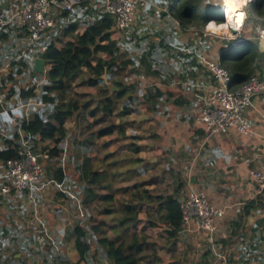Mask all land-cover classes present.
Returning a JSON list of instances; mask_svg holds the SVG:
<instances>
[{"label":"crops","instance_id":"1","mask_svg":"<svg viewBox=\"0 0 264 264\" xmlns=\"http://www.w3.org/2000/svg\"><path fill=\"white\" fill-rule=\"evenodd\" d=\"M71 1L77 2L73 10L67 12L64 17L63 13L56 14V27L43 33L31 46L27 44L25 28L17 20L0 31V46H2L0 86L8 66H24L23 70H28L29 74L23 80L21 74H18L14 78L15 82L8 81V78V82L4 81L5 89L14 88L9 96L5 90L7 96L5 109L10 120L14 122L21 116L31 119L35 113L48 116L54 108L71 112V116L63 124L66 136L56 145L60 154L58 157L47 159L55 161L57 169L63 170V190H59L55 196L58 199L56 211L40 208L41 212L38 213L39 218H37L40 224L35 226L34 232L37 233L39 228L43 229H41L42 234L36 238L39 240L43 237L48 238L49 235L43 230L49 229L54 232L56 245L61 248H72V256L68 257L73 264H111L99 242L108 239L115 243L104 233L111 230L114 238H117L123 229L114 227L103 213L105 205L102 198L108 192L101 186V182L96 184L95 176L101 175L104 168L111 170L112 159L128 155L130 144H136L142 147L140 152L133 154L134 159L141 160L136 167H133L137 174L128 179L125 173L121 172L124 176H120L115 181H134L133 186L151 181L145 186L150 192V200L135 201L133 204L136 220L127 233L130 237L127 246L135 235H145L147 240L138 246V255L128 256L133 257L137 264H264V192L258 194L250 178L251 170L264 165V94L255 97L245 111L252 131L251 136L239 135L231 129L225 135L206 138L202 127L196 124L195 119L203 107L204 98L214 87V80L207 73L206 64L212 60H219L220 55L225 52L224 45L217 41H212L210 44L208 40L212 39L205 35V30L179 26L174 18L173 22L165 19L171 23L168 24L163 14L166 6L160 0H151L156 5L154 9L150 1L144 9L137 12L122 38L118 35H113L111 38L117 47L115 53L117 61L114 66L121 63L126 65L116 68L110 80L106 77L109 85H112V81L118 80L124 86V91L126 88H131L129 94L125 91L126 95L117 101V105H120L122 100H126L128 95L136 97V100L144 97L148 99L146 97L151 92L152 97L147 103L148 114H144L142 110L141 112L139 110L141 105L137 103L133 112L123 116L124 118L121 116V120L113 121L112 119H116L113 116L102 115L97 111L103 101L102 98H98L100 89L98 86L87 84L89 75L85 68L71 81L64 97L51 105L49 110L47 105H41L33 98L24 103L16 92L17 88L19 90L26 88V91L33 89V94L37 95L41 85H48L45 76L51 65L42 58L47 44L54 41L55 47L60 50L73 41L72 35L62 34V28L75 25L74 34L81 35L87 24L96 22L98 15L104 10V8L94 10L93 2L96 0ZM2 2V9L7 14H13L27 0ZM102 2L105 6L106 0ZM260 30L246 25L244 35L256 37ZM252 42L264 48V42ZM37 58L44 60L41 80L35 78L38 73L33 72ZM99 58L109 59L104 54L99 55ZM255 77L264 79V64L262 72H257ZM84 105H86L85 110L82 108ZM123 105L119 107L120 112L123 110ZM92 111H94L93 115L89 113ZM137 111L138 116L135 115ZM142 113L146 116L143 120V124L147 127L145 132H141V123L137 122ZM128 123L134 125L132 134H129ZM112 124L119 126L124 136L118 135L117 132L102 137L96 136L99 130ZM7 125L6 121H0V130H4ZM133 137L138 139L134 140ZM142 137L146 142L141 141ZM40 146L48 151L54 147V144L50 140H45ZM115 182L110 191L114 200L116 199ZM118 188L122 189V187ZM67 191H70L78 202L70 199ZM129 192L130 190L126 194L127 197L119 195L118 200H128ZM192 192H203L211 205L224 211L223 217L216 222L217 232L213 243L208 240L206 234L194 228L181 229L172 240L169 237V225L162 222L161 215L165 208L160 207L163 205L160 203L163 200L161 195L165 199L173 198L183 205ZM35 194L38 201L49 199L48 194L42 191ZM14 196L17 200L22 199L23 202L31 197L26 192H16L15 195L9 193L0 197L5 203L11 200L10 206H15L16 211L20 209L16 217L20 220L30 212L26 210L27 207L23 209L25 204L15 202ZM98 202L101 203V210L98 213L102 214L103 235L97 233L88 237L87 245L90 249L85 261H82L75 249L73 231L77 225L87 231L96 227L90 228L87 224ZM77 203L82 207L79 211H76ZM114 207L117 208V204ZM82 216L86 219H82ZM19 223L20 227L13 228L10 227L11 223H6L0 217V264L9 261L8 251L16 247L17 250L11 253L9 264H25L28 260L30 244L36 238L27 231L31 228ZM109 223L111 227L108 226ZM19 230L21 233H18ZM150 233L158 236L151 239ZM148 240L153 242L156 250L151 256L144 257L143 246ZM180 251H184L183 254L179 253Z\"/></svg>","mask_w":264,"mask_h":264},{"label":"trees","instance_id":"2","mask_svg":"<svg viewBox=\"0 0 264 264\" xmlns=\"http://www.w3.org/2000/svg\"><path fill=\"white\" fill-rule=\"evenodd\" d=\"M62 1V0H58ZM71 1V0H70ZM168 9L167 12L172 13L173 18L178 22L179 26L189 27L190 24H196L199 29L205 27L206 22L210 20H217L213 12L206 8L205 5L208 0H160ZM64 15L66 11L61 12ZM59 14V13H56ZM211 17V18H209ZM247 22L246 25L253 29L260 28L264 30V0H254L247 5ZM114 20L111 16L101 12L98 15L96 22L87 24L83 34H74L76 26H69L65 29L62 28L63 35H72L73 41L67 43L63 48L58 50L55 47L54 41H51L45 47L42 58L50 64V69L47 72L45 78L48 81V85H41L39 93L33 94V89L26 91L25 89L19 90V97L22 102H26L33 98L37 103L41 105H47V109L53 105L56 101L64 97L65 93L70 88L71 81L77 77L82 69H86L89 75L87 84L89 86H100L98 98H102V103L99 104L97 111L102 115L113 116L116 109L117 101L121 100L126 92L123 90L124 86L118 81H112V85L120 92L109 91L107 85H105L102 75L106 72V77L110 80L111 75L116 68L125 66L126 64H119L114 66L117 58L115 53L117 47L115 42L110 38L112 26ZM237 56H233L232 63L229 65L228 54L230 52H224L219 57V62L222 67L228 70L232 82L231 89H237L250 78L257 76V72H262L264 64V48L257 46L256 42L246 41L239 48ZM104 54L109 59H101L99 55ZM24 67V66H23ZM20 72H18L19 74ZM32 74H30V77ZM43 74H37L35 78L41 80ZM260 80H264L261 77ZM8 81H14V76L8 77ZM4 85V81L1 82ZM5 90L9 95L14 91L13 87L0 89V93ZM151 93V92H150ZM148 95V99H145V103H149L151 95ZM133 98L128 95L126 103L123 105V110L118 112L119 116H127L133 112L131 108ZM83 110L86 109L84 105ZM52 113L48 116H44L41 113H35L31 119L24 117H17L16 121L10 120L7 114L0 115V121H6L4 134L0 137L2 140L3 148L0 149V164L5 165L9 161L18 158V151L21 147V137L19 131L24 133L25 139L30 137V143L32 145V151L39 155V163L44 171L43 181H53L59 185L63 183L64 173L62 169L52 170L47 164L53 157H58L60 150L56 147L63 138L66 136L64 130V122L71 116V112L62 111L58 108L51 110ZM50 111V112H51ZM91 115L94 111L89 112ZM117 132L118 135L124 136V132L119 129L117 125H110L104 129L99 130L96 133L97 137L111 135ZM132 139L136 140L137 137ZM45 140H50L54 147L50 150L41 147L40 143ZM130 151L128 155L117 157L112 159L110 163L111 170L104 168L101 175L95 176V182H101V186L104 187L108 194L102 198L105 205L103 213L106 216H111V222L116 228H122L124 233H128L130 226L136 220V213L133 211V204L135 201H149L150 192L145 189V186L151 183L145 182L143 184H135L132 186L128 200H118V208L116 209L113 202L115 201L110 191L113 189L114 182L120 178L121 172L125 173L128 179L134 177L137 171L133 169L134 164H138L141 160L134 159L133 154H136L142 150V147L136 144H130ZM47 151V152H46ZM47 154V159L42 157V154ZM125 169V170H124ZM160 207L165 208V211L161 215L162 222L167 223L170 228L169 237L175 239V236L181 230L182 227V204L173 198L167 197L166 203ZM104 224L96 226L91 231L85 230V228L77 225L73 234L75 236V249L82 261H85V257L89 251V245L87 240L90 235H96L102 230ZM147 240L145 235H135L130 239V243L127 248L131 251L137 252L138 246L143 244ZM106 258L111 264H137L136 260L131 256H125L122 247L116 246L114 242L102 239L100 242Z\"/></svg>","mask_w":264,"mask_h":264},{"label":"built area","instance_id":"3","mask_svg":"<svg viewBox=\"0 0 264 264\" xmlns=\"http://www.w3.org/2000/svg\"><path fill=\"white\" fill-rule=\"evenodd\" d=\"M0 0V31L9 26L14 20L25 28L27 44H35L41 35L56 27V13L70 12L77 2L70 0H27V2L13 14H7L2 9ZM254 0H249L252 3ZM149 4L148 0H106L103 12L114 20L110 38L118 35L119 38L129 29L139 10ZM221 15L225 13L220 9ZM244 26L239 30H232L231 34L213 32L208 28L207 21L204 27L205 35L211 39H219L230 44L232 49H238L246 41L264 42V30H260L256 37H246ZM215 20L216 23H222ZM112 40V39H111ZM207 73L214 80L213 90L204 98L203 107L195 119L196 124L202 127L206 138L225 135L234 129L237 134L251 136L250 124L245 116V111L250 107L252 100L264 94V80L252 77L237 89H231L232 78L227 69L221 66L219 60H212L206 64ZM7 96L0 93V114H7L5 109ZM21 149L18 158L7 164H0V195L11 192H26L30 197L37 193L43 181L44 171L39 163V155L32 151L30 137L24 138L20 132ZM42 157L47 159V154ZM250 178L256 186L258 194L264 192V165L250 171ZM224 215V211L211 205L203 192H192L182 205L183 230L193 228L207 235L213 243L217 232L216 222ZM257 264V263H249Z\"/></svg>","mask_w":264,"mask_h":264},{"label":"rangeland","instance_id":"4","mask_svg":"<svg viewBox=\"0 0 264 264\" xmlns=\"http://www.w3.org/2000/svg\"><path fill=\"white\" fill-rule=\"evenodd\" d=\"M151 0H148V2H150ZM78 2H80V1H78ZM152 2V1H151ZM93 4H94V10L95 11H98V10H101V8H104L103 6H104V4H103V2H102V0L100 1V0H96L95 2H93ZM78 6H81V4H78ZM222 0H208V3L205 5V7L206 8H209V10H211V11H215V12H213V14H214V16H216V19H219V21L223 18V16L221 15V12H220V9H222ZM151 7L154 9L155 7H156V5H155V3L154 2H152V5H151ZM165 9V11H164V15L166 16V18H164V20L165 19H170L171 21L172 20H174L173 19V13H175L174 11L172 12V13H170V12H167L168 11V9H167V7H165L164 8ZM209 18H211V17H209ZM210 20V19H209ZM208 20V21H209ZM168 24H170L171 25V23H169V20H165ZM164 21V22H165ZM173 22V21H172ZM218 23V22H217ZM188 27V26H187ZM189 27H192V29L193 30H200V31H204V27L202 28V29H199V27L196 25V24H190L189 25ZM202 33V32H201ZM202 35V34H201ZM200 41L202 40L201 39V37H200V39H199ZM220 42L221 44H223L224 45V47H223V50L225 51V52H230L229 54H228V61H229V65H231V63H232V58H233V56H237L238 55V52H239V50L236 48V49H232L231 48V46H230V44L229 43H227L226 41L224 42V41H221V40H219V39H212V40H208V42L211 44V42ZM208 43V44H209ZM200 45V44H199ZM2 46H0V48H1ZM178 53V52H177ZM180 53V52H179ZM19 60V59H18ZM20 61V60H19ZM18 61V62H19ZM23 66H8L7 68H6V70H7V73L6 74H4V78H3V81H7V78L8 77H10V76H14V78H15V76L16 75H18V72H20L19 73V75L21 74V80H23V78L24 77H27V76H29V74H28V70H23ZM22 71H24V72H22ZM18 80V79H17ZM8 82V81H7ZM6 82V83H7ZM9 83H11V82H9ZM9 83H7V84H9ZM2 87H5V84L4 85H2V86H0V89H2ZM99 88H100V86H98ZM25 90H26V88H25ZM18 91H19V88H17V94H18ZM125 91H127L128 92V94H129V92H131V88L129 89V88H126L125 89ZM133 92V91H132ZM133 98V103H132V105H131V108L132 109H135L134 108V106H136L137 107V103H138V105L140 104L141 105V110L143 111V112H145L144 114H148L149 113V110H148V106H149V104H146L145 103V97L144 98H141V100H139L138 98H137V100H136V97H132ZM127 99V98H126ZM138 101V102H137ZM124 102V103H123ZM135 102V103H134ZM126 103V100L124 99V100H122L121 102H120V105L121 104H125ZM120 105H117V107H116V109L114 110V115H113V117L114 118H116V119H112L113 121H118L119 119H120V117L121 116H119L118 115V112H119V107H120ZM138 114H139V112L137 111L136 113H135V115L136 116H138ZM122 118H124L123 116H122ZM121 120V119H120ZM145 122V121H144ZM140 123H141V132H145L146 130H147V127H145V124H143V121L141 122L140 121ZM3 125V124H2ZM128 125H129V127H128ZM134 125L133 124H131V123H128L127 124V128H129L128 129V131L130 132L129 134H132L133 133V127ZM1 129V128H0ZM0 137H2V135H4V134H6V132L4 131V130H0ZM143 134V133H142ZM144 136V135H143ZM143 138L144 137H142V139H141V141L142 142H146V140H143ZM147 139V138H146ZM149 141V140H148ZM2 146H3V144H2V140H0V149H2ZM48 163V165H49V167L52 169V170H56L57 169V164L55 163V161H47ZM133 167H136V164H134L133 165ZM125 170V169H124ZM3 174V172L2 171H0V175H2ZM44 182H46V183H49L48 185L47 184H43V182L40 184V187H39V189H38V191L37 192H39V191H42V193H45L47 196H48V200H40V201H38V199H37V197H35V195H34V198L32 199V197L31 198H27V200H25L24 202H23V200L21 201V200H17V198L15 197V199H14V201L15 202H21V203H23V204H25V205H23V209H26V207H27V211L28 212H30V213H26L25 214V217L24 218H21L20 220H19V218H16V217H18L17 215L20 213V209L18 208V210L19 211H16V207L14 206V207H12V206H10L11 205V200H10V202H3V200H0V217L3 219V221H6V223H8V224H12V226H10V227H17L18 228V226H19V222H21V223H23L24 224V226L25 227H27V228H31V229H27V231L29 232V233H31V235L34 237V238H36V236H38V235H41L42 233H41V229H43V228H39V230H38V232L36 233V232H34V230L36 229V227L35 226H37V225H39L40 224V222L37 220V218H39V216H38V213H40L41 211V209L40 208H46V209H49L50 211H52V212H54V211H56V207L58 206V199H56V194H57V192H59V190H63V185L62 184H59V185H57V184H55V182H53V181H47V180H44ZM134 181H127V182H121V181H118V182H115V185H116V189H115V191H114V194H116L114 197L116 198L115 199V201L113 202V204H112V206L113 205H115V204H117V208H118V196L119 195H123V196H125V197H127V193H128V190H131V188H132V186H133V183ZM98 182H96V184H97ZM137 184H141V183H137ZM57 186H59V188L57 187ZM118 187H122V189H119ZM72 188V187H71ZM117 188H118V190H117ZM102 190H104V189H102ZM98 191H99V189H98ZM101 191V190H100ZM103 192V191H102ZM11 193H13L14 195L16 194V192H11ZM67 193V195L69 196V198L70 199H72V200H74V201H76V202H78L77 201V199H76V197L74 196V195H72V193H70V191H67L66 192ZM3 195H1L0 197H2ZM6 196V195H5ZM113 196V195H112ZM1 199V198H0ZM123 201H125V203H126V201H127V199H123ZM18 205H19V203H18ZM97 208H94L93 209V216L92 217H90L91 218V220L88 222V224H87V226H89L90 228H91V226L93 227V226H99V225H101V222H102V214H100V213H98L99 212V210H101L100 209V207H101V203L100 202H98L97 204ZM20 206V205H19ZM47 206L49 207V208H47ZM70 207H72L71 205H69ZM116 208V209H117ZM14 209V210H13ZM32 209H34L33 210V212H31V210ZM79 209H82V207H80V203H77V206H76V211H79ZM82 214V213H81ZM106 215V214H105ZM98 216H99V218H98ZM85 217V216H84ZM83 216L81 217L82 219H86V218H84ZM87 218H89V217H87ZM88 220V219H87ZM107 220L110 222V223H112L111 222V216H107ZM107 222H105V224H106ZM110 223H109V227H111V225H110ZM113 224V223H112ZM20 227V226H19ZM41 227V226H40ZM44 231V233L46 234H48L49 235V237L47 238V237H43L42 239H38V238H36L35 240L33 239L32 241H33V243L32 244H30V252L27 254V256H28V260L26 261V263L25 264H73V262L70 260V258L68 257L69 255H71V250H72V248H61L60 246H58V245H56V243H55V238H54V235H53V233L54 232H52V231H50L49 229L48 230H43ZM18 233H21V230H19L18 231ZM98 233H103V230H101L100 232H98ZM120 234L118 235V237L117 238H114V236H113V234H112V232H111V230H107L106 231V233H104V235L106 236L107 235V237L108 238H110V240H112V241H115V245L116 246H118V245H120L121 247H122V251H123V253L126 255V256H128V255H131V254H134V255H138L139 253H137V252H134V251H131L130 249H128L127 248V243H128V241H129V235L128 234H126V233H124L123 231H121V232H119ZM103 235V234H102ZM150 237H151V239L152 238H156V236H158V235H155V234H153V233H150V235H149ZM150 239V238H149ZM108 240V239H107ZM9 250V249H8ZM15 250H17V247H16V249L15 248H13L12 249V251L11 250H9L8 251V254H9V261H7V262H4L3 264H9V262H11V258H12V256H11V253L12 252H14ZM155 245L153 244V242H151L150 240H148V242L145 244V246H143V251H142V256H144V257H146V256H151L154 252H155ZM183 252L184 251H180L179 253H182L183 254ZM195 253V252H194ZM11 256V257H10ZM72 256V255H71ZM15 264H17V263H15Z\"/></svg>","mask_w":264,"mask_h":264},{"label":"clouds","instance_id":"5","mask_svg":"<svg viewBox=\"0 0 264 264\" xmlns=\"http://www.w3.org/2000/svg\"><path fill=\"white\" fill-rule=\"evenodd\" d=\"M249 0H222V9L224 20L222 23H216L215 20L208 24V28L213 32H223L231 34L232 30L241 29L247 17V5ZM19 114V113H18Z\"/></svg>","mask_w":264,"mask_h":264},{"label":"water","instance_id":"6","mask_svg":"<svg viewBox=\"0 0 264 264\" xmlns=\"http://www.w3.org/2000/svg\"><path fill=\"white\" fill-rule=\"evenodd\" d=\"M43 64H44V60L42 58H37L34 62V68H33V72L34 74L39 73V74H43L44 69H43ZM102 79L104 80V83L108 86L109 91L111 93L113 92H120L121 90L114 87L113 85H109L106 79V72L102 75ZM139 110L141 111V108L139 107ZM142 112V111H141ZM146 119V116L142 113V116L140 119L137 120V122L143 121ZM161 197L163 198V200L160 202L162 204L165 203V198L163 197V195H161Z\"/></svg>","mask_w":264,"mask_h":264},{"label":"bare ground","instance_id":"7","mask_svg":"<svg viewBox=\"0 0 264 264\" xmlns=\"http://www.w3.org/2000/svg\"><path fill=\"white\" fill-rule=\"evenodd\" d=\"M227 13H225V15H226ZM223 18H224V16H223Z\"/></svg>","mask_w":264,"mask_h":264}]
</instances>
